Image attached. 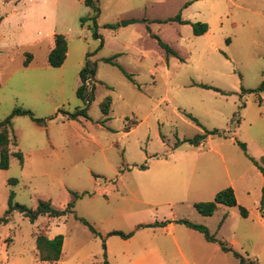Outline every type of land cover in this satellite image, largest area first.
Listing matches in <instances>:
<instances>
[{
    "label": "rangeland",
    "instance_id": "1",
    "mask_svg": "<svg viewBox=\"0 0 264 264\" xmlns=\"http://www.w3.org/2000/svg\"><path fill=\"white\" fill-rule=\"evenodd\" d=\"M97 7L99 37L90 20L97 11L84 0H0V123L16 108L41 120L12 118L17 145L10 149L24 160L13 156L0 168V220L12 193L30 208L49 200L64 210L75 201L73 213L35 222L13 210L0 224V264H47L38 259L39 233L64 237L53 264H104V243L109 264H239L181 219L264 264V177L248 157L264 155V90L244 91L264 82V0H98ZM126 20L136 22L123 26ZM195 23L209 30L197 36ZM56 34L68 52L54 68L48 55ZM87 63L96 67L88 118L69 120L63 111L87 106L77 96ZM204 134L198 146L188 142ZM229 187L238 206L212 216L196 210ZM163 221L170 227L138 228Z\"/></svg>",
    "mask_w": 264,
    "mask_h": 264
},
{
    "label": "trees",
    "instance_id": "2",
    "mask_svg": "<svg viewBox=\"0 0 264 264\" xmlns=\"http://www.w3.org/2000/svg\"><path fill=\"white\" fill-rule=\"evenodd\" d=\"M98 0H84V4L88 7H91L97 11V15L90 18L92 20L95 31L94 36L99 37V34L97 32L98 23L97 18L99 15V9L97 7ZM176 21H179L180 23H187V21H183L181 19V16L178 15L175 19ZM86 19H83L82 22L84 23ZM193 30L194 34L197 36L203 35L207 33L209 30L208 24L206 23H195L193 24ZM159 44L162 48H164L168 55H177V52L173 50L168 44L164 43L162 40L158 39ZM68 52V42L64 35L56 34L54 36V46L52 50L49 52L48 55V64L51 67L57 68L61 67L67 57ZM29 61H26L25 65L28 66ZM108 63H113L112 59L106 60ZM121 70L131 79L133 78L128 75L122 68ZM96 74V67L90 65L87 63L83 69L80 72V79H81V85L77 90V96L84 101L87 102V106L83 109H78L75 112H68L63 111V115L67 117L69 120H78L80 118H88V105L90 104V99L92 98L94 89L92 86H88L86 84L88 79H92L94 75ZM199 87L205 88V89H213L216 92H220L219 89L214 88L209 85H203L199 84ZM264 90V82L254 90H244L246 92H260ZM111 106H112V98L107 97L104 99V101L101 103V110L103 114L107 117H109V114L111 112ZM15 116H28L33 121L37 123H41V120L35 117V115L30 111L26 109L16 108L10 116H8L3 122L0 123V168L1 169H8L10 167V159L11 157H17L21 163H23L24 157L23 153L20 151H11L10 146L11 145H17L16 138L12 132V118ZM188 116L193 119L194 121L198 122L196 118H194L191 114H188ZM105 123V121H103ZM139 122L136 120L133 124L128 125L125 127V131L129 132L131 131L133 126H136ZM208 134L216 135V134H222L219 130H212L209 131ZM207 138V134L204 135H198L193 139L188 140L189 143L198 146L203 141H205ZM240 147L246 152L247 148L244 143L239 142ZM247 153V152H246ZM249 159L251 163L256 166L261 174L264 177V157L260 160H257L254 157L249 156ZM11 184H16L17 180L13 179L10 181ZM74 197H80L78 193H73ZM263 198H264V186H263ZM263 203V199H262ZM225 205L229 207H236L238 206L237 198L235 195L234 190L229 187L225 190L220 191L214 198L213 201L208 202H198L195 204L196 210L204 215V216H212L220 206ZM75 207V201L71 200L67 207L64 210H59L53 207L51 201L49 200H40L38 203V206L36 208H30L26 205H20L14 203V193L11 194L9 199V210L7 211V215L0 220V224H7L9 222V214L13 210H18L21 214H23L25 217H27L30 221L35 222L40 216H48L50 218H59L62 216H65L67 214L73 213V209ZM263 209V206H262ZM240 211L242 216L248 217L249 213L248 211L240 207ZM264 217V212H263ZM83 224L89 227V229L92 231V233L95 236H101V234L96 231V229L90 225L87 221L81 220ZM177 223L184 224L187 227L197 230L201 234H203L207 241L212 243H218L221 247V249L226 253H232V255L238 260L239 264H258L257 261L251 260L250 258H247L246 256L242 255L241 253L235 251L233 248L229 247L226 243L220 241L217 239L214 235H212L209 231V229L203 225L192 223L188 220L181 219L177 220ZM170 224L169 221H163V222H155L152 224H146V225H139L138 228H153V227H166ZM108 235L111 236H119L122 239H129L134 235V232L130 233H124L122 231H112ZM63 244H64V237L63 235H58L54 238H49L45 234L39 233L36 236V249L38 252V259L40 262L47 263V264H53L58 262L63 254ZM104 248V257L105 262L104 264H109L107 260V253H106V245L103 244Z\"/></svg>",
    "mask_w": 264,
    "mask_h": 264
},
{
    "label": "water",
    "instance_id": "3",
    "mask_svg": "<svg viewBox=\"0 0 264 264\" xmlns=\"http://www.w3.org/2000/svg\"><path fill=\"white\" fill-rule=\"evenodd\" d=\"M136 21H134V20H126V21H122V25L123 26H126V25H128V24H131V23H135Z\"/></svg>",
    "mask_w": 264,
    "mask_h": 264
},
{
    "label": "built area",
    "instance_id": "4",
    "mask_svg": "<svg viewBox=\"0 0 264 264\" xmlns=\"http://www.w3.org/2000/svg\"><path fill=\"white\" fill-rule=\"evenodd\" d=\"M86 84L90 87L91 86V79H88Z\"/></svg>",
    "mask_w": 264,
    "mask_h": 264
},
{
    "label": "crops",
    "instance_id": "5",
    "mask_svg": "<svg viewBox=\"0 0 264 264\" xmlns=\"http://www.w3.org/2000/svg\"><path fill=\"white\" fill-rule=\"evenodd\" d=\"M263 157H264V155H263ZM169 227H170V225H169Z\"/></svg>",
    "mask_w": 264,
    "mask_h": 264
}]
</instances>
